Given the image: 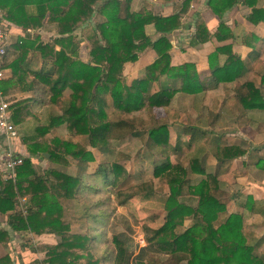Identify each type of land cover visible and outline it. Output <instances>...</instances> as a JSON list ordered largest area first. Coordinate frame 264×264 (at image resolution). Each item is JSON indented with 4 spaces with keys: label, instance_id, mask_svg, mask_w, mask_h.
Segmentation results:
<instances>
[{
    "label": "trees",
    "instance_id": "16d2710c",
    "mask_svg": "<svg viewBox=\"0 0 264 264\" xmlns=\"http://www.w3.org/2000/svg\"><path fill=\"white\" fill-rule=\"evenodd\" d=\"M25 1L0 0L5 18L24 29L31 26L26 24L24 4L28 1ZM32 3L41 11L36 26L40 25L44 13H49L48 22L55 25L57 38L34 47L42 58L50 61L51 67L32 75L30 86L36 88L37 96L14 104L5 99L14 126L28 112L31 114L34 104L51 108L45 123L33 130L34 136L25 135L22 140L30 155L44 161L47 154V161L55 167L39 174L32 159L27 157L15 168L14 180H4L0 172V215L6 218V226L0 228V244H9L10 232H30L37 238L53 235L59 242L46 247L48 251L41 264H101L90 253L93 234L70 235L61 201L77 202L91 195L104 200L94 206L100 207L106 201L113 212L134 199L141 202L155 199L151 181L131 185L133 177L118 164L97 163L90 173L89 164L96 162L94 152L111 155L112 143L143 135L151 144L167 146L172 125L159 123L154 118L155 110L168 107L176 94L198 100L216 90L225 82L227 64L222 68L210 66L212 70L205 76L198 74L194 64H171V45L166 36L180 27V17L189 8L190 1L184 3L183 13L167 18L132 13L131 0H35ZM208 5L220 17L233 4L222 3L223 10L217 8L216 0H209ZM95 16L103 21L92 23ZM262 17L264 11L253 10L249 18L258 22ZM149 25L160 35L155 41L146 34L145 28ZM223 32L220 24L215 38L220 39ZM80 37L85 42L82 49ZM210 38L199 24L193 42L204 44ZM147 49L155 53L156 59L145 67L140 78L127 84L124 66L135 63L138 55ZM6 57L7 54L3 71ZM229 61L236 63L238 59L230 55ZM261 84L264 85V73ZM233 92L244 111L264 110V94L253 84L236 82ZM108 110L111 117L117 114L118 118H111ZM144 110L151 118L148 129H139L136 119L125 118ZM58 127L64 128L66 136L53 133ZM181 128L175 133L178 139L188 137L184 142L187 166L172 164L169 160L152 165V177L161 180L168 190L161 202V224L157 228L142 225L146 246L132 258L131 240L124 232H117L112 222L111 263L264 264V258L256 253L258 242L253 244L243 229L242 217L237 213L228 214L225 204L213 195L221 185L218 169L211 174L205 167L206 160L224 164L242 158L246 150L239 145L221 144L220 138H214L208 129ZM177 149L175 146L174 150ZM69 160L75 163L73 174L62 170L69 166ZM257 166L264 171V161H259ZM185 189L192 201L183 200ZM24 198L26 203L19 210L18 200ZM84 216L99 226L106 225L111 217L107 210L85 211ZM224 216V222L219 223ZM156 220L157 216L150 219ZM186 220H190L187 226ZM0 264L13 263L5 253L0 257Z\"/></svg>",
    "mask_w": 264,
    "mask_h": 264
},
{
    "label": "crops",
    "instance_id": "0c3cea01",
    "mask_svg": "<svg viewBox=\"0 0 264 264\" xmlns=\"http://www.w3.org/2000/svg\"><path fill=\"white\" fill-rule=\"evenodd\" d=\"M20 1L23 0H18V2ZM26 1H28L24 4V12L27 17L26 24L29 23L33 27L29 26L24 29L10 22L5 18L6 12L0 9L1 26L7 33V57L4 61V79L1 82L3 90L1 89V91L2 94L4 92V98L9 99L12 104L37 96L36 88L30 86L33 79L32 75L40 71H48L51 64L49 60L42 58L34 47L39 42L46 44L57 38L55 25L48 22L49 13H44L40 25L36 26L41 11H38L36 6L33 5L32 2L35 0ZM186 1H190V5L180 17V27L166 36L171 45V64L175 66L185 63L194 64L198 74L203 76L210 74L211 67L222 68L227 64L226 69L228 72L224 75L225 82L220 84L216 90L209 91L206 94L220 93L231 100L236 105L235 113L243 116L244 119L243 122H238L233 130L250 129L254 133L251 139L241 138L240 143L226 144L240 145L246 150L245 156L224 164L211 162L212 166L218 169L222 180L220 188L215 192L224 194L223 192L227 191L231 194L230 188H232V185H229L226 177L228 174L232 173L233 175L234 173L232 184L234 183L236 193L235 196L229 199L230 203H226L227 205L224 203L227 213H237L242 217L245 233L253 244L258 242L256 253L264 258V171L257 166L259 161H264V110L244 111L235 101L233 92L236 82H249L256 88L261 89L264 94V85L261 84V76L264 73V17L258 22H255L256 19L252 22L249 18L253 10L264 11V0H216L220 5L217 8L220 7V10H223L222 3L224 2H226V6L229 2L233 4L229 10L224 9L220 17L210 9L209 0H131L130 11L167 18L183 13L182 10H184L183 6ZM199 24L211 36L210 40L204 44L193 42ZM220 24L223 25L224 32L220 34L221 38L217 40L214 35ZM145 31L152 41L160 36L154 32L152 25L147 26ZM79 44L81 49L85 45L81 37L79 38ZM55 50L58 51L59 48L56 47ZM140 55L145 57L143 59L145 61L144 69L156 59L155 53L150 49ZM230 55L237 58L238 61L227 63ZM140 60H138V64ZM133 65L127 64L124 66L123 74L125 78L127 69L129 71ZM142 75H135L132 81ZM188 97L192 99L193 107L199 110V101H195L194 96ZM50 109L34 104L31 107V114L28 112L27 116L25 115L26 117L15 125L17 139L11 142V150L14 155L21 158H31L34 169L39 174L42 173L44 167H39L42 165L41 161H38L35 156L27 152L22 137L25 135L28 138L33 137V130L45 123ZM225 112L226 109L225 111L221 110V113ZM221 113H213L209 110L207 112L209 117L202 122V125L197 123L189 126L197 128L203 126L204 128L201 129L214 127V124L220 120ZM6 144L3 136L0 135V172L3 179ZM45 158L44 161L48 162L49 156ZM37 167L41 172L38 171ZM225 218L226 216L221 217L219 223L224 222ZM5 220V216L0 215V226L5 224Z\"/></svg>",
    "mask_w": 264,
    "mask_h": 264
},
{
    "label": "rangeland",
    "instance_id": "374dc122",
    "mask_svg": "<svg viewBox=\"0 0 264 264\" xmlns=\"http://www.w3.org/2000/svg\"><path fill=\"white\" fill-rule=\"evenodd\" d=\"M102 21L103 20L99 16H95L92 19V23L94 24ZM138 57V60L141 59L140 63L138 64L137 60L133 63L134 65L129 71L127 69V84L131 83L132 78L135 75L143 74V66L145 64L143 59H145V57L140 54ZM195 101H199V110H196L193 107L192 99L190 97L176 94L168 107L155 110L154 118L157 119L159 123L167 124L169 126L172 125L170 127L169 144L167 146H156L151 144L147 137L143 135L140 138L133 137L122 142L112 143V145H110V149L112 150L111 155L105 156L98 154L96 151L94 152L96 162L89 164L88 171L90 173L96 168L97 163L108 162V164H118L133 177L130 182L131 185H137L141 182L147 181L152 182L156 194L155 199L151 202H141L134 199L128 204V206L116 207L112 212L113 207L109 202L105 201V204L103 203L100 207L98 206L99 208L94 206L96 203L104 200H97L96 197H92L91 195L84 197L77 202L61 201L64 207V219L69 224L70 235L85 236L87 234H93L95 239L89 243L91 247L90 253L95 259H98L101 264H112L110 233V231H112V224L117 232H124L131 240L132 258L138 254L139 249L146 246L142 225L148 224L157 228L161 224L163 217L161 202L162 199L168 195V190L161 180L152 177V165L153 163L169 160L172 164H179L184 167L187 166L186 145H184V142L188 137L182 136L178 139L177 134L175 133L177 129L180 130L182 129L181 127L196 125L197 123L202 125V122L209 117V115H207L209 110L213 113H221V110L225 111L226 109L225 113H221L222 115L220 120L217 121L218 123H215L214 127L211 126L208 128V130L212 132L211 135H214V138H220L221 144L225 145L228 143H240L242 140L241 138L251 139L253 137V130H233L238 122H243L244 119L243 116L235 113L236 105L222 94H206V96L204 95V97L199 100L196 99ZM108 113L111 117L110 110H108ZM111 118H118V116L117 114H112ZM125 118L136 119L138 124L140 123V126L138 125V127H140L139 129L145 130L151 127V118L145 110L132 113ZM53 133L61 137L66 136L63 127L55 128ZM179 140L180 142L178 143ZM175 146L178 147L176 151L174 150ZM40 163H42V165L39 167H44L42 173L48 168L55 167L46 161H41ZM74 165L75 163L72 160H69V166L62 170L73 174L76 170ZM39 167H37V169H39ZM205 167L208 173L214 174L216 172L215 166H212V163L209 160H206ZM38 171L41 172L40 169ZM233 175L231 173L226 177L229 181V185H232V188H230V192H232L231 194L227 191H224V194L213 191L214 197L223 204L230 203L229 199L232 198V196H235L236 191L234 183L232 184L234 181ZM191 178H194V176H191ZM217 179L221 183L222 180L219 173ZM192 182H194L193 179ZM183 194L186 196V198H183L184 201H187V199L191 200L188 195V190L185 189ZM109 197L111 198V193ZM103 198L104 197L101 196V199ZM22 200L23 199L18 200L19 210H21L26 203V199L25 202ZM103 210H107L111 216L107 224L104 226H99L92 221L89 222V219L84 216L85 211L98 213V211ZM152 216H157L156 222L150 221ZM189 223L190 220H186L185 226L189 225ZM5 226L6 224H3L0 228ZM58 242L59 238L53 235L37 238L30 232L19 234H13L10 232L9 244L6 246L0 244V257L1 255H5L3 253H6L13 264L32 263L34 261L41 264L45 257V252L48 251L46 247L55 245Z\"/></svg>",
    "mask_w": 264,
    "mask_h": 264
},
{
    "label": "built area",
    "instance_id": "2783aa9c",
    "mask_svg": "<svg viewBox=\"0 0 264 264\" xmlns=\"http://www.w3.org/2000/svg\"><path fill=\"white\" fill-rule=\"evenodd\" d=\"M7 54V33L1 26V13H0V135L6 141L7 151L5 152V162L3 166V177L5 180H14L16 173L15 168L22 163V158L15 156L11 150V142L17 138L16 127L10 120L8 112V103L4 98L1 91V82L4 79L3 60ZM25 202V199L22 200Z\"/></svg>",
    "mask_w": 264,
    "mask_h": 264
},
{
    "label": "water",
    "instance_id": "95a60500",
    "mask_svg": "<svg viewBox=\"0 0 264 264\" xmlns=\"http://www.w3.org/2000/svg\"><path fill=\"white\" fill-rule=\"evenodd\" d=\"M44 156H45V157H48V155H46V154H45Z\"/></svg>",
    "mask_w": 264,
    "mask_h": 264
}]
</instances>
